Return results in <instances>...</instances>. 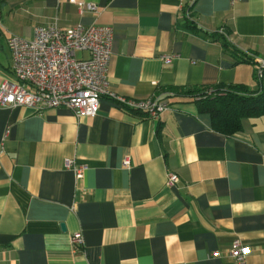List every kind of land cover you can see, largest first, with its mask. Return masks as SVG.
<instances>
[{
	"label": "crops",
	"instance_id": "obj_1",
	"mask_svg": "<svg viewBox=\"0 0 264 264\" xmlns=\"http://www.w3.org/2000/svg\"><path fill=\"white\" fill-rule=\"evenodd\" d=\"M54 23L112 26L111 90L174 106L158 120L108 96L94 116L0 106V264H238L236 239L246 264H264V115L227 135L194 102L167 97L174 86L255 88L257 64L242 59H264V0H199L188 14L183 0H0V85L16 80L8 38Z\"/></svg>",
	"mask_w": 264,
	"mask_h": 264
},
{
	"label": "built area",
	"instance_id": "obj_2",
	"mask_svg": "<svg viewBox=\"0 0 264 264\" xmlns=\"http://www.w3.org/2000/svg\"><path fill=\"white\" fill-rule=\"evenodd\" d=\"M197 1L183 0L187 14ZM88 8L98 9L94 3L89 4ZM217 33L232 42L229 33L222 29ZM113 39L114 28L109 25L79 24L62 29L54 23L37 26L32 38L11 35L8 46L16 80L7 79L1 83L0 106H28L36 111L66 107L78 117L94 116L99 112L101 99L108 96L115 99L120 107L145 112L151 119L158 120L162 112L172 109L167 100L158 96L127 98L111 90L109 65ZM78 51H86L89 56L79 58ZM248 54L256 61V76L259 80L263 79L264 59ZM163 57L166 63L172 61L171 55ZM123 164L130 167V159H124ZM65 166L73 170L76 177L84 176L86 166L76 164L74 159H66ZM178 180L177 174L169 173V185H174ZM72 243L82 245V234H74ZM248 254L249 248L236 239L231 256L238 264H246Z\"/></svg>",
	"mask_w": 264,
	"mask_h": 264
},
{
	"label": "trees",
	"instance_id": "obj_3",
	"mask_svg": "<svg viewBox=\"0 0 264 264\" xmlns=\"http://www.w3.org/2000/svg\"><path fill=\"white\" fill-rule=\"evenodd\" d=\"M219 38L234 55H238V51L226 38L221 35ZM242 60L256 64L249 54L243 55ZM255 80V88L244 84L174 86L170 88L167 97L177 101L194 102L200 112L211 116L214 128L230 135L242 129L245 118L264 115V78L259 80L255 72ZM164 99L174 106L166 97Z\"/></svg>",
	"mask_w": 264,
	"mask_h": 264
}]
</instances>
